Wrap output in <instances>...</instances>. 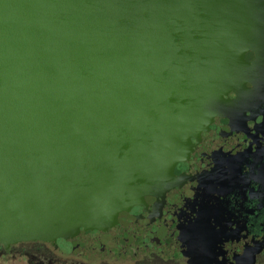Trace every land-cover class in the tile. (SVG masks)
Instances as JSON below:
<instances>
[{"label": "water", "instance_id": "1", "mask_svg": "<svg viewBox=\"0 0 264 264\" xmlns=\"http://www.w3.org/2000/svg\"><path fill=\"white\" fill-rule=\"evenodd\" d=\"M250 21L264 0H0V245L108 257L79 241L193 162L245 82ZM218 226L199 217L188 263L255 264Z\"/></svg>", "mask_w": 264, "mask_h": 264}, {"label": "flooded vegetation", "instance_id": "2", "mask_svg": "<svg viewBox=\"0 0 264 264\" xmlns=\"http://www.w3.org/2000/svg\"><path fill=\"white\" fill-rule=\"evenodd\" d=\"M244 27L245 82L226 97L224 110L196 146L193 162L132 215L106 222L111 240L79 241L94 250L109 247L108 257L89 262L49 243L33 241L9 248L1 244L0 264H44L39 254H11L13 247L25 243L48 245L56 256H75L86 264L111 259L189 264L184 256L187 233L206 212L218 221V227L236 233L244 249L260 248L255 264H264V21L245 22ZM229 242L235 239L229 237ZM47 264L67 263L51 260Z\"/></svg>", "mask_w": 264, "mask_h": 264}, {"label": "rangeland", "instance_id": "3", "mask_svg": "<svg viewBox=\"0 0 264 264\" xmlns=\"http://www.w3.org/2000/svg\"><path fill=\"white\" fill-rule=\"evenodd\" d=\"M36 246H41L40 248H37ZM38 249H40V253L38 252ZM12 255H19V253L22 254H27L31 257V254H39L40 255V262L43 260L44 264H47L51 260L53 261H58L60 262L63 261V263L67 264H86L83 263L78 257L75 256H67V257H59L58 255L56 256L54 250L48 246V245H41V244H31V243H25L22 245H16L15 247L12 248ZM27 259H31V258ZM93 264H132V261H125L122 262L117 259H111L109 261L101 262V263H93ZM171 264H176V263H171Z\"/></svg>", "mask_w": 264, "mask_h": 264}]
</instances>
